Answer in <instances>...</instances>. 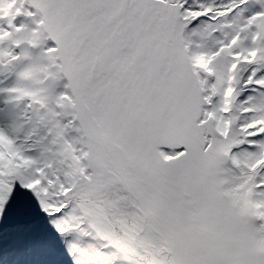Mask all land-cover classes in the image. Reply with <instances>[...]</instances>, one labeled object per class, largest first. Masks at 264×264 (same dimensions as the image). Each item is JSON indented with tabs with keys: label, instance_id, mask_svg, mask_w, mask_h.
Masks as SVG:
<instances>
[{
	"label": "snow or ice",
	"instance_id": "obj_1",
	"mask_svg": "<svg viewBox=\"0 0 264 264\" xmlns=\"http://www.w3.org/2000/svg\"><path fill=\"white\" fill-rule=\"evenodd\" d=\"M0 264H264V0H0Z\"/></svg>",
	"mask_w": 264,
	"mask_h": 264
}]
</instances>
